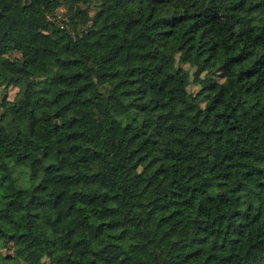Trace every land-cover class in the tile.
I'll use <instances>...</instances> for the list:
<instances>
[{
    "label": "trees",
    "instance_id": "trees-1",
    "mask_svg": "<svg viewBox=\"0 0 264 264\" xmlns=\"http://www.w3.org/2000/svg\"><path fill=\"white\" fill-rule=\"evenodd\" d=\"M0 89V264H264V0H0Z\"/></svg>",
    "mask_w": 264,
    "mask_h": 264
},
{
    "label": "rangeland",
    "instance_id": "rangeland-1",
    "mask_svg": "<svg viewBox=\"0 0 264 264\" xmlns=\"http://www.w3.org/2000/svg\"><path fill=\"white\" fill-rule=\"evenodd\" d=\"M57 19H59V20L65 19V9L62 6L60 8H58V10H57ZM9 56L16 58V57H19L20 54L17 52H12L9 54ZM185 67H187V66H185ZM197 88H198V86H196V85H190L189 86L190 91H195ZM16 91H17L16 88H12V87L8 88L7 89L8 98L12 99L14 97ZM3 93H4V91L2 89H0V99H1V96L3 95ZM36 231H37V234L39 236L42 235V230L40 228H37ZM4 252L5 253H11L10 250H5Z\"/></svg>",
    "mask_w": 264,
    "mask_h": 264
}]
</instances>
